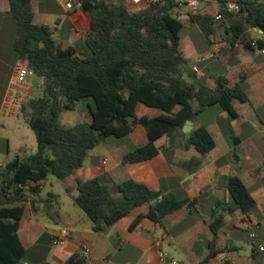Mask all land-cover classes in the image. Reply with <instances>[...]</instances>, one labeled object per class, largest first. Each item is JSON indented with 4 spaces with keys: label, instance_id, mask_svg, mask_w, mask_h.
I'll return each instance as SVG.
<instances>
[{
    "label": "trees",
    "instance_id": "trees-1",
    "mask_svg": "<svg viewBox=\"0 0 264 264\" xmlns=\"http://www.w3.org/2000/svg\"><path fill=\"white\" fill-rule=\"evenodd\" d=\"M9 15L15 25L12 49L19 62L32 72L31 88L41 92L28 98L20 114L35 136L36 151L16 156L0 168V264H32L28 261L19 235V222L28 205L36 213L37 205L50 209L57 196L48 193L40 197L39 183L48 176L64 181L82 168L88 153L104 143L108 137H128L140 125L149 141L122 158V165L147 162L158 154L155 142L167 138L174 149L194 148L199 155L209 153L215 141L205 127L192 130L186 137L182 128L206 109L218 107L237 118L235 102L248 103L245 87L228 86L223 78L209 88L185 79L190 77L188 60L180 49L183 24H195L205 37L214 35L213 16L176 10V0H164L131 11L125 0H74L87 16L86 50L64 49L53 39L48 26L36 25L31 0H7ZM219 3L220 21H230L227 31L240 38L247 27H257L264 35V14L255 7H245L242 21L232 20L234 13ZM250 7V6H249ZM238 14V13H237ZM91 99L87 107L89 122L66 127L59 123L63 111H73L77 103ZM143 104L162 112L157 117H137L136 107ZM178 108L177 111L175 109ZM201 165L200 158H191L181 166L189 173ZM231 206L247 213L256 207L250 191L237 176L225 179ZM68 192V189L66 188ZM74 204L92 222L94 232H103L133 209L147 204L144 215L130 224L133 231L143 218L155 224L192 202L178 200L170 193L154 191L129 177L116 187L124 204L113 206L111 191L99 178L76 180ZM230 205L217 202L210 213L209 228L213 241L217 239L223 213L232 212ZM215 252L199 263L208 264ZM64 264H86L77 254Z\"/></svg>",
    "mask_w": 264,
    "mask_h": 264
},
{
    "label": "crops",
    "instance_id": "crops-1",
    "mask_svg": "<svg viewBox=\"0 0 264 264\" xmlns=\"http://www.w3.org/2000/svg\"><path fill=\"white\" fill-rule=\"evenodd\" d=\"M31 4L34 23L48 26L53 31V39L64 49L86 50L88 19L86 16L87 29L83 32L82 20L77 16L79 5L69 10L61 7L40 11L32 1ZM244 4L264 14V0H244ZM219 7L217 0H200L198 12L214 16ZM0 13L9 15L7 0H0ZM244 16L245 11L233 14L232 20L240 22ZM186 23L191 29L193 23ZM229 27L228 20L216 22L214 35L205 37L201 33L203 37L180 39L181 52L191 71L189 79L209 88L216 86L215 80L219 77L225 79L228 86L241 83L249 98L248 103L235 102L237 118L232 121H228L226 112L211 107L192 123L191 131L205 127L215 141L209 153L201 156L194 148L174 149L167 138L162 137L155 142L158 154L152 160L122 165L126 153L149 141L144 129L136 125L126 137L127 143L106 146L98 154L94 153L95 149L91 150L82 168L63 181L72 200L77 195V179L97 177L111 191L113 206L123 205L116 187L123 178L129 177L151 190L170 193L178 200L188 199L192 204L165 216L159 224L143 218L130 231L132 221L147 212L145 204L103 232H94L92 222L78 207L66 206L52 212L39 204L33 213L27 205L19 222L18 235L30 263L64 264L77 254L86 264H199L212 248L215 255L208 264H264V35L257 27H247L244 34L235 39L227 31ZM1 30L0 26V114L6 116L2 106L17 59L12 49L14 36L3 37ZM199 57H205V61L196 62ZM160 114L161 111L143 104L136 107L137 117L153 118ZM86 117L89 122L88 112ZM194 157L201 159V165L189 173L181 164ZM2 166L0 163V168ZM230 176H237L250 191L256 201L251 211L242 213L231 206L225 188V179ZM39 187L41 191L42 182ZM217 202L230 205L233 211L223 213L217 239L211 247L210 213ZM60 231L67 234L62 237V244L54 245L53 236ZM250 233L254 234L253 239L249 238ZM238 240L245 244H235ZM85 249H89L87 254ZM160 253L165 254L164 261H160Z\"/></svg>",
    "mask_w": 264,
    "mask_h": 264
},
{
    "label": "rangeland",
    "instance_id": "rangeland-1",
    "mask_svg": "<svg viewBox=\"0 0 264 264\" xmlns=\"http://www.w3.org/2000/svg\"><path fill=\"white\" fill-rule=\"evenodd\" d=\"M35 6H37L40 11H51L55 8L61 9L63 3L69 0H31ZM125 6L131 10V6L128 0H125ZM74 6V0H73ZM78 8V4L75 5ZM200 8L198 9V11ZM181 14L185 12L183 10H175ZM77 16L82 20V30L83 32L87 29V19L86 15L80 10H77ZM0 26L2 28L1 32L3 37H9V35L14 36L15 25L10 15H5L0 13ZM199 35L203 37L196 25H192V28H188V24L184 22L183 28L180 32V37L184 38L187 36L193 37ZM185 79L192 83L195 80L189 79L185 76ZM28 84L33 87L32 79H28ZM41 92L31 89V96L36 97ZM92 104L91 99H84L77 103V106L73 111H63L59 118V123L66 127L75 126L77 124L87 122V107ZM127 138L116 139L114 137H108L105 139L104 143L95 148V154L103 151L106 146H117L122 142L127 143ZM2 147V148H1ZM36 151V141L33 132L26 125L21 114L17 113L13 116H3L0 114V163L6 164L8 161L12 160L16 156H26L32 154ZM2 152V153H1ZM43 187L40 191V196H47L48 193H53L57 196L56 202H52L49 206L52 212H56L66 206H71L74 209H78L74 204L70 193L66 192V184L63 181L56 180L52 176H48L43 182ZM42 209L48 210V207L41 205ZM242 235V234H241ZM235 244H245L242 240L234 241Z\"/></svg>",
    "mask_w": 264,
    "mask_h": 264
},
{
    "label": "built area",
    "instance_id": "built-area-1",
    "mask_svg": "<svg viewBox=\"0 0 264 264\" xmlns=\"http://www.w3.org/2000/svg\"><path fill=\"white\" fill-rule=\"evenodd\" d=\"M164 0H129L131 11H136L141 7L149 6L152 4H162ZM65 9L69 10L73 7V0L65 1L63 3ZM200 7V0H176V9L191 11L197 13ZM245 7L244 0H225L224 9L229 13H240ZM214 19L216 22L220 21V16L215 14ZM212 57V55H209ZM205 61V57H199L196 62L200 63ZM198 70L195 69V73ZM32 72L27 68L26 64L17 61L11 69V75L7 84V91L2 106V112L6 116H13L17 113L20 114L23 103L31 97V86L28 84V79L31 78ZM30 86V91L29 87ZM66 231H60L53 236V244L60 245L63 243L62 237L66 235ZM254 234L250 233L249 238L253 239ZM259 251H263L262 247H258ZM89 249H85L84 253H88ZM160 261H164L165 254H159ZM171 264H177L172 262Z\"/></svg>",
    "mask_w": 264,
    "mask_h": 264
},
{
    "label": "water",
    "instance_id": "water-1",
    "mask_svg": "<svg viewBox=\"0 0 264 264\" xmlns=\"http://www.w3.org/2000/svg\"><path fill=\"white\" fill-rule=\"evenodd\" d=\"M191 126H192V123L190 121H187L182 128V132L185 134L186 137L189 135L191 131Z\"/></svg>",
    "mask_w": 264,
    "mask_h": 264
}]
</instances>
